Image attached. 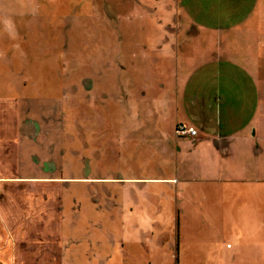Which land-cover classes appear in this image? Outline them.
I'll list each match as a JSON object with an SVG mask.
<instances>
[{
  "label": "crops",
  "instance_id": "crops-1",
  "mask_svg": "<svg viewBox=\"0 0 264 264\" xmlns=\"http://www.w3.org/2000/svg\"><path fill=\"white\" fill-rule=\"evenodd\" d=\"M179 1L137 3L143 14L121 16L112 65L90 68V105L115 99L124 108L121 128L134 124L133 137L120 135L119 154L126 160L134 151L139 172L75 175L70 170L78 136L64 144L61 115L48 120L52 135L45 127L47 106L62 101L65 89L48 86L45 71L31 66L32 23L37 27L31 0H0V264H111L116 251L119 264L126 263L124 250L136 238L116 243L94 237L91 228L81 231L82 200L73 196L71 183L90 184L91 197H82L86 218L115 220L119 232L126 212L112 211L118 196H127L133 184H150V201H166L177 220L178 250L181 219H193L208 242L203 251L226 242L233 260L264 264V0L252 5L246 21L209 25L185 19ZM240 35H247V51L233 45ZM106 75L114 77L111 97L101 94ZM67 95L77 106V94ZM66 122H79L77 111ZM178 123L193 126L197 135L177 136ZM142 140L158 149H142ZM131 165L137 164L125 167ZM97 202L107 211L94 218L90 203ZM95 225L100 223L90 220ZM214 234L216 241L209 242ZM80 236H89L87 245Z\"/></svg>",
  "mask_w": 264,
  "mask_h": 264
},
{
  "label": "rangeland",
  "instance_id": "rangeland-1",
  "mask_svg": "<svg viewBox=\"0 0 264 264\" xmlns=\"http://www.w3.org/2000/svg\"><path fill=\"white\" fill-rule=\"evenodd\" d=\"M140 1L149 3L150 0H31L32 22L37 23V27L32 23L31 66L34 70L40 68L45 71L43 77L48 86L61 84L65 89L62 90V101L53 100L47 106L45 127L48 132L50 128L52 129L49 132L52 135L55 130L54 123H49L48 120L55 115L57 117L61 115L63 122L57 128L62 126L64 144L71 135L78 136V154L71 160L72 165L74 163L75 166L70 170L72 174L117 175L126 169L135 174L140 170L138 163L132 162L134 151L131 153L132 157L129 156V159L126 157V160L125 154H121L123 158L119 154V144L123 142L121 141L123 139L119 140L120 135L129 133L133 137L135 134L134 129L132 131L129 129L131 125L134 126L133 123L128 124L127 129H123V126L121 128L119 114L124 108L121 109L119 103L111 98H106L103 106L90 105V68L103 71L108 64L112 65L110 62L116 59L117 51L119 53L120 19H123L121 16L143 14L144 10L137 4ZM20 2L22 3V0ZM172 2L178 4V0ZM256 2L257 0H180L179 8L185 19L197 18L209 25L215 20L246 21L252 15V5L255 6ZM18 3V1L14 2L16 6ZM257 18L255 12L253 19L257 20ZM244 30L246 31V28ZM208 37L214 42L213 35ZM240 38L233 45L240 51H247L249 44V40H246L247 35L245 37L240 35ZM222 44L226 45L225 42ZM113 78L110 75L102 78L101 94L111 97L112 92L108 87L113 84L109 81ZM71 93L77 94V106L73 104L71 107V101L67 98V94ZM126 109L129 112V107ZM76 111L79 122L74 124L66 122V116L75 114ZM71 125H75L77 132H70ZM142 141L144 143L142 149L150 152L151 142L147 141L148 143L145 144V140ZM151 145L153 149H158L153 142ZM67 157L64 156V159ZM143 159L145 160V157ZM126 163L137 165L136 167L131 165L129 169L125 167ZM98 184L102 186L101 183ZM129 187L131 189L126 192L127 196H118L117 205L112 208V211L114 209V211L126 212V217L122 220L125 223V231L119 232L115 220L86 218L88 216L84 212L88 208H86V199L83 200L82 197H91L90 184L71 183L69 186L73 196H78L82 200L79 206L82 215L77 225L81 231L87 234L91 228L94 237L100 235L102 238L112 237L116 243L121 239L127 244L131 239L136 238V243L128 244L124 250L128 259L125 264H247L246 261L232 259V250L226 247V242L218 243L215 250L211 248L210 251H203L201 248L208 242L202 240L198 222L193 219H181L184 230L178 250L177 220L172 216L166 201H162L161 204L150 201V191L154 189L150 184L142 187L133 184ZM112 188L115 190L118 187ZM129 207L134 209L132 214ZM89 210L93 212L94 218L107 211L102 202H97L95 205L90 203ZM90 220L100 225L90 227ZM109 230L112 235L108 234ZM135 231L137 232L134 236L131 232ZM82 237L83 244L87 245L85 239L89 236H80ZM216 239L217 236L214 234L209 242L214 243ZM214 246L213 244L212 247ZM117 256L119 257L116 251L111 257V264H119Z\"/></svg>",
  "mask_w": 264,
  "mask_h": 264
},
{
  "label": "built area",
  "instance_id": "built-area-1",
  "mask_svg": "<svg viewBox=\"0 0 264 264\" xmlns=\"http://www.w3.org/2000/svg\"><path fill=\"white\" fill-rule=\"evenodd\" d=\"M175 133L177 136H196L197 129L186 123H178L175 128Z\"/></svg>",
  "mask_w": 264,
  "mask_h": 264
}]
</instances>
